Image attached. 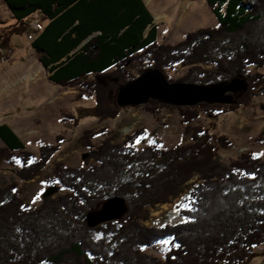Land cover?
I'll return each mask as SVG.
<instances>
[{
    "label": "trees",
    "instance_id": "16d2710c",
    "mask_svg": "<svg viewBox=\"0 0 264 264\" xmlns=\"http://www.w3.org/2000/svg\"><path fill=\"white\" fill-rule=\"evenodd\" d=\"M3 1L17 21L38 13L46 20L32 37L41 65L52 73L51 82L81 88L79 100L95 98L99 119L120 117L108 93L147 70L161 71L171 83L246 78L249 87L235 104L178 107L183 135L192 142L169 151L159 143L136 149L142 131L99 147L86 132L87 166L59 164L50 181L66 193L44 197L38 208H27L18 184L0 187V264H249L264 246V160L249 153L222 165L218 153L231 140L215 133V122L208 128L194 122L203 114L212 119L237 112L264 94V73L253 70L264 68V0H207L219 26L192 32L176 45L159 43L145 0ZM179 65L189 68L186 76L170 80L167 72ZM145 108L158 115L173 107L151 100ZM0 139L3 157L24 165L17 172L22 181L37 178L61 151L60 145L44 147L31 164L34 155L9 125H0ZM113 197L128 201V213L89 228V213ZM177 198L185 221L144 225L151 209ZM164 241L169 250L163 257L147 252Z\"/></svg>",
    "mask_w": 264,
    "mask_h": 264
},
{
    "label": "rangeland",
    "instance_id": "374dc122",
    "mask_svg": "<svg viewBox=\"0 0 264 264\" xmlns=\"http://www.w3.org/2000/svg\"><path fill=\"white\" fill-rule=\"evenodd\" d=\"M145 2L155 18L154 25L159 28L161 44L176 45L192 32L219 26L207 0ZM42 19L38 13L21 22L17 21L4 1L0 0V125H9L21 138L26 151L35 157L31 164L40 160L41 149L44 147L60 145L61 151L51 158L37 178L22 181L17 172L24 169V165L19 160L10 163L3 157L5 144L0 139V187L18 184L29 209L41 206L44 197L64 195L66 191H58L55 186L58 184L51 183L50 179L59 164L71 168L87 166L90 151L83 147L82 142L86 132L95 135L92 143L96 147L110 139H114L113 143H120L141 131L145 134L136 144L138 150L157 143L165 151L191 144L192 136L185 138L183 135L184 125L176 106L170 105L173 108L162 109L155 115L145 108L148 103L119 108L122 113L116 119H99L94 114L97 103L95 98L79 100L81 88L64 87L51 82L52 73L41 65L39 55L32 46L33 40L29 39L30 34L37 36L32 24L36 20L42 22ZM5 53L6 60L2 62ZM188 69L179 65L175 70H169L167 75L170 80L178 81L186 76ZM253 70L264 73V68L253 67ZM117 93L116 89L108 93L109 105L117 104ZM241 93L234 95L233 100ZM211 121L218 126L215 133L227 136L232 142L231 147L219 151V163L228 166L233 160L249 153L264 160V142L259 140H264V94L237 112L212 119L203 114L194 125L208 128L212 125ZM198 181L199 176L187 185ZM179 203L180 199L177 198L169 204L155 206L151 209L150 220L144 225L165 227L182 223L185 220L176 208ZM262 248L256 250L257 255L249 264H264ZM168 250L169 244L162 242L147 252L163 257Z\"/></svg>",
    "mask_w": 264,
    "mask_h": 264
},
{
    "label": "water",
    "instance_id": "95a60500",
    "mask_svg": "<svg viewBox=\"0 0 264 264\" xmlns=\"http://www.w3.org/2000/svg\"><path fill=\"white\" fill-rule=\"evenodd\" d=\"M248 87V81L244 78L214 85L171 83L161 71L152 69L120 88L116 100L119 108L142 106L151 100L186 108L202 103L231 105L236 103L233 96L246 91ZM127 202L121 197L105 201L100 208L89 213V228L121 220L128 213Z\"/></svg>",
    "mask_w": 264,
    "mask_h": 264
},
{
    "label": "built area",
    "instance_id": "2783aa9c",
    "mask_svg": "<svg viewBox=\"0 0 264 264\" xmlns=\"http://www.w3.org/2000/svg\"><path fill=\"white\" fill-rule=\"evenodd\" d=\"M43 26H44L43 23L39 22V21H35L33 23V25H32L34 31H36V32H41L43 30ZM32 37H33V35L30 34L29 39L30 40H34V38H32ZM9 51H11V50H8V52ZM5 55H6V53L4 54V56L2 58V62H5V60H6V56Z\"/></svg>",
    "mask_w": 264,
    "mask_h": 264
},
{
    "label": "crops",
    "instance_id": "0c3cea01",
    "mask_svg": "<svg viewBox=\"0 0 264 264\" xmlns=\"http://www.w3.org/2000/svg\"><path fill=\"white\" fill-rule=\"evenodd\" d=\"M5 4V3H4ZM147 4V3H146ZM148 6V5H147ZM38 21V20H37ZM45 22H46V20L43 18L42 19V23H44L45 24ZM1 23V22H0ZM33 25V24H32ZM1 53V52H0Z\"/></svg>",
    "mask_w": 264,
    "mask_h": 264
},
{
    "label": "snow or ice",
    "instance_id": "6c2138e0",
    "mask_svg": "<svg viewBox=\"0 0 264 264\" xmlns=\"http://www.w3.org/2000/svg\"><path fill=\"white\" fill-rule=\"evenodd\" d=\"M57 183H58V181H57ZM38 198V197H37ZM35 202V200L33 201V203ZM163 243H169L168 241H164Z\"/></svg>",
    "mask_w": 264,
    "mask_h": 264
}]
</instances>
